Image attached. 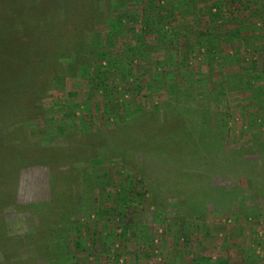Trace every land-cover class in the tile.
<instances>
[{
    "label": "rangeland",
    "instance_id": "374dc122",
    "mask_svg": "<svg viewBox=\"0 0 264 264\" xmlns=\"http://www.w3.org/2000/svg\"><path fill=\"white\" fill-rule=\"evenodd\" d=\"M85 1L0 0V241L48 209L33 264H264V0H98L61 46Z\"/></svg>",
    "mask_w": 264,
    "mask_h": 264
},
{
    "label": "trees",
    "instance_id": "16d2710c",
    "mask_svg": "<svg viewBox=\"0 0 264 264\" xmlns=\"http://www.w3.org/2000/svg\"><path fill=\"white\" fill-rule=\"evenodd\" d=\"M85 1V0H84ZM90 7V8H89ZM77 11H81L78 13L79 16H81L82 18V23L78 26H76L74 23V27H73V33L70 34L67 33V31L63 32L62 31V43L61 46H66L69 45L68 41L66 42V38L68 37H75V39L77 38H81V30L82 31H89L90 29H93V26L91 24H95V23H99L103 20L104 18V12L99 10L98 8V0H86L84 4H79L78 5V10ZM76 11V12H77ZM73 13L69 12L68 10H64V15H63V20H58V22H63L65 21L66 18H68V16H71ZM82 14V15H81ZM88 14H92L93 19L91 20V18L89 19ZM91 16V17H92ZM55 17H59V12L56 13ZM54 18V17H53ZM50 19V20H53ZM91 20L90 22L87 20ZM49 20V19H48ZM70 20L73 22V18L71 17ZM86 20V21H85ZM69 22V21H67ZM78 22L75 20V23ZM25 26V25H24ZM86 26V27H85ZM26 27V26H25ZM85 27V29L83 30L82 28ZM19 29V28H18ZM19 31H21L19 29ZM55 33V34H52ZM68 35V36H65ZM50 37H51V41H55V37L56 35H58V33L52 31L50 33ZM28 36V35H27ZM59 36V35H58ZM57 38V37H56ZM50 44V43H49ZM177 130L175 129L173 132H176ZM25 159V158H24ZM24 162V161H23ZM26 163H29V161H26ZM46 206L47 205V202ZM33 208H36V206L34 204H32ZM47 211L48 209H45L44 211L42 210V214H43V224L42 225V229L43 230H38V228L32 226L30 228V230L26 231V232H11V234H7V235H3L4 237H1V241H0V264H8L9 261L13 264H33V256H31L32 254H29V249L27 248H31V252H34V254H36V256L38 255H47L49 258H54L58 253H64L65 251L67 252V245L65 244V242L62 241L63 238V234H59L60 230H51V228H44L45 225H47L48 223L46 222L48 217H47ZM40 216V215H39ZM1 219V218H0ZM5 225L3 222H1L3 225L0 224V231L3 230V228H9L10 225L9 223H7V220H5ZM2 229V230H1ZM19 231H21L22 229L19 228ZM14 229H10L9 231H13ZM35 232H38V236L35 235ZM58 232V233H57ZM64 233V231H63ZM36 236V237H34ZM67 242V241H66ZM69 243V241H68ZM26 246L27 249V253L24 252H20V249L22 247ZM11 251H9L10 249ZM31 256L32 258L30 259L28 256ZM35 256V257H36Z\"/></svg>",
    "mask_w": 264,
    "mask_h": 264
},
{
    "label": "crops",
    "instance_id": "0c3cea01",
    "mask_svg": "<svg viewBox=\"0 0 264 264\" xmlns=\"http://www.w3.org/2000/svg\"><path fill=\"white\" fill-rule=\"evenodd\" d=\"M226 248V247H225ZM222 249V248H221ZM233 249H235V248H230L229 249V252L230 253H233L234 252V250ZM238 249V254H242L243 253V255H242V257H239V258H242L241 259V264H254V260H253V258L251 257H247V255L249 254V251H247V250H244V251H242L243 249H244V247L243 248H241V247H238L237 248ZM246 249H248V248H246ZM234 253H236V252H234ZM226 258V257H225ZM250 258V259H249ZM245 259H249L250 261H246ZM245 261V262H244Z\"/></svg>",
    "mask_w": 264,
    "mask_h": 264
}]
</instances>
